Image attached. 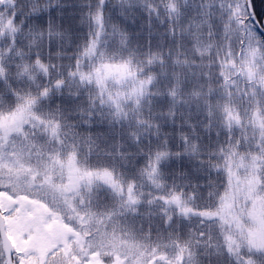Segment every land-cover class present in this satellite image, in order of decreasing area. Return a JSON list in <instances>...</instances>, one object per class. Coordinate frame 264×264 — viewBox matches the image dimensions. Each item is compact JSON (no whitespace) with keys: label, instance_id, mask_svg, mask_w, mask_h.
Here are the masks:
<instances>
[{"label":"snow or ice","instance_id":"obj_1","mask_svg":"<svg viewBox=\"0 0 264 264\" xmlns=\"http://www.w3.org/2000/svg\"><path fill=\"white\" fill-rule=\"evenodd\" d=\"M0 264H264V7L0 0Z\"/></svg>","mask_w":264,"mask_h":264},{"label":"trees","instance_id":"obj_2","mask_svg":"<svg viewBox=\"0 0 264 264\" xmlns=\"http://www.w3.org/2000/svg\"><path fill=\"white\" fill-rule=\"evenodd\" d=\"M261 2L262 0H256L257 11H259L261 7H264V5L261 4Z\"/></svg>","mask_w":264,"mask_h":264}]
</instances>
